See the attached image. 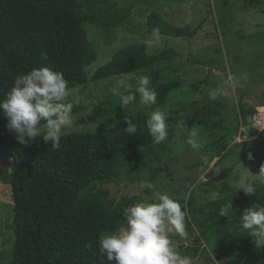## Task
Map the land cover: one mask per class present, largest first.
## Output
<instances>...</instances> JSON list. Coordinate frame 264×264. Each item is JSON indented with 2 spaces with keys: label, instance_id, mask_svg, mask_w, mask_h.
I'll use <instances>...</instances> for the list:
<instances>
[{
  "label": "trees",
  "instance_id": "obj_1",
  "mask_svg": "<svg viewBox=\"0 0 264 264\" xmlns=\"http://www.w3.org/2000/svg\"><path fill=\"white\" fill-rule=\"evenodd\" d=\"M132 10V3L119 6L116 0H0V102L18 77L35 68L62 72L69 90L85 85V67L98 53L84 23L110 31L129 22ZM145 25L174 38L194 37L200 29L199 25H175L156 11L147 14ZM179 55L171 46L151 52L145 43H129L114 51L91 80L143 71L150 75L162 105L181 86L179 78L161 79L167 70L180 72L184 63ZM162 63L163 68L153 67ZM198 85L192 84L195 89ZM262 96L264 99V91ZM108 99L122 103L116 95ZM139 101L137 93L136 101L128 106ZM80 109L73 105L72 114ZM238 111L239 126L253 133L249 125L255 108H245L239 101ZM93 116L100 120L93 131L62 134L61 147L56 150L43 137L27 146L20 144L0 108V182L10 189L14 233L9 264H96L99 238L126 225L122 204L109 198L107 188L95 186L113 181L123 167L144 168L150 155L158 160L156 149L161 144L154 142L147 126L150 115L144 112L131 118L138 126L132 135L123 131L127 127L124 120L107 123L109 118L96 106ZM175 122V117L168 116L166 141L172 137ZM207 182L212 183L211 178ZM256 189L251 197L244 190L232 189L201 205L192 203L194 191H189L187 228L205 244L213 238L217 257H226L225 251L231 249L247 251L254 246L255 237L242 227L243 213L254 204L264 207V184ZM230 201L233 212L220 216V209ZM89 242L92 250L85 247ZM245 264H264V245L257 246L251 262Z\"/></svg>",
  "mask_w": 264,
  "mask_h": 264
},
{
  "label": "rangeland",
  "instance_id": "obj_2",
  "mask_svg": "<svg viewBox=\"0 0 264 264\" xmlns=\"http://www.w3.org/2000/svg\"><path fill=\"white\" fill-rule=\"evenodd\" d=\"M119 6L133 4L131 20L110 31L92 22L83 27L98 53L96 60L86 66L88 81L70 90L68 102L81 109L72 114L73 126L63 134L93 131L100 120L93 116L96 106L109 120L133 118L137 113L151 115L155 107L167 110L168 116L176 118L172 125V137L157 147V156L147 161L144 168L123 167L115 179L107 184L96 185L109 191V198L122 204L125 211L137 202L149 200L151 189L142 188L145 182L155 185L156 191L172 194L182 205L183 197L193 190L194 205H201L234 189L241 191L255 181V187L264 183L256 181L260 166L264 164V131L248 137L240 132L239 101L245 108L264 104V0H116ZM150 11H156L169 22L184 26H200L194 37L174 38L162 35L160 43L152 40V29L145 25ZM145 43L149 51L171 46L183 60L180 72H163V81L179 78L181 86L171 92L162 105L146 107L139 101L136 105L122 108L108 98L114 96L111 89L123 77L136 71L100 80H91L94 71L111 58L114 51L129 43ZM165 64L153 67H164ZM231 72L237 77L246 76L243 89L231 92L228 97L212 100L209 92ZM223 74V75H218ZM132 83L135 85L136 81ZM199 84L195 89L192 84ZM192 129L199 132L201 147L194 150L186 143ZM42 137V136H41ZM38 137V138H41ZM31 141V140H30ZM243 141V143H242ZM162 148L164 151H162ZM251 153L253 160L248 159ZM156 155V154H155ZM3 159L0 158V166ZM228 168L226 177L208 183L206 173ZM129 170V171H128ZM12 200L7 184L0 182V264H9V251L14 239L10 227ZM189 236L182 239L171 235L181 255L190 256L193 264H245L250 263L257 245L247 251L227 250L226 257H217V244L208 238L206 244L196 232L188 229ZM215 257V259H214ZM99 264V262H96Z\"/></svg>",
  "mask_w": 264,
  "mask_h": 264
},
{
  "label": "clouds",
  "instance_id": "obj_3",
  "mask_svg": "<svg viewBox=\"0 0 264 264\" xmlns=\"http://www.w3.org/2000/svg\"><path fill=\"white\" fill-rule=\"evenodd\" d=\"M151 36L154 43H160L163 39L158 27L152 30ZM133 80L136 81L135 85ZM246 80V76L237 77L229 72L217 88L209 92V96L212 100L228 97L238 88L243 89ZM111 91L120 97L122 108L134 103L137 93L141 104L146 107L151 108L158 103V93L152 87L148 75H127L118 80ZM70 95L68 81L62 72L40 67L15 80L6 98L0 102V108L8 118L9 131L16 134L20 144L27 146L30 140L42 136L46 144L50 143L59 150L63 131L73 126V104L68 102ZM167 119V110L155 107L147 120L149 132L156 144L163 143L168 137ZM124 123L127 125L123 129L126 134L137 133L138 126L130 117H125ZM198 136V130L192 129L186 141L194 150L201 147ZM248 159H254L251 153ZM255 177L256 181L264 183V164ZM254 185L255 181L240 189L247 196H255L257 189ZM141 187L151 189L154 195L126 210L125 226L99 238V264H193L192 258L181 255L170 238L173 234L182 239L189 236L186 205H182L172 194L156 191L151 182L145 181ZM189 197L190 193L183 199ZM214 199H220V194L216 193ZM230 212H233L232 201L220 209V216L228 217ZM242 227L251 237H255L257 246L264 245V207L254 204L245 209ZM85 247L92 250L93 246L89 242Z\"/></svg>",
  "mask_w": 264,
  "mask_h": 264
},
{
  "label": "built area",
  "instance_id": "obj_4",
  "mask_svg": "<svg viewBox=\"0 0 264 264\" xmlns=\"http://www.w3.org/2000/svg\"><path fill=\"white\" fill-rule=\"evenodd\" d=\"M249 127L256 133L259 134L260 132L264 131V104L255 107V111L251 116V121ZM243 130L240 132L243 135L248 136L252 135L245 127H241Z\"/></svg>",
  "mask_w": 264,
  "mask_h": 264
},
{
  "label": "water",
  "instance_id": "obj_5",
  "mask_svg": "<svg viewBox=\"0 0 264 264\" xmlns=\"http://www.w3.org/2000/svg\"><path fill=\"white\" fill-rule=\"evenodd\" d=\"M228 170V168H225L221 171L210 170L206 173V175L211 178V180L218 181L226 177Z\"/></svg>",
  "mask_w": 264,
  "mask_h": 264
},
{
  "label": "bare ground",
  "instance_id": "obj_6",
  "mask_svg": "<svg viewBox=\"0 0 264 264\" xmlns=\"http://www.w3.org/2000/svg\"><path fill=\"white\" fill-rule=\"evenodd\" d=\"M248 136H249V135H248ZM248 136H247V137H248Z\"/></svg>",
  "mask_w": 264,
  "mask_h": 264
}]
</instances>
